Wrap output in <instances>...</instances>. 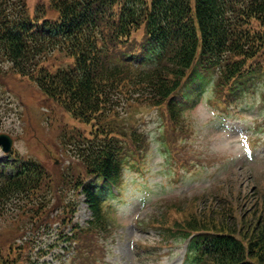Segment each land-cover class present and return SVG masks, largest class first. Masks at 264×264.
<instances>
[{
  "label": "trees",
  "instance_id": "trees-1",
  "mask_svg": "<svg viewBox=\"0 0 264 264\" xmlns=\"http://www.w3.org/2000/svg\"><path fill=\"white\" fill-rule=\"evenodd\" d=\"M27 1L0 0V60L91 127L88 135L78 133L82 144H74L86 178L61 191L74 194L64 199L61 222H69L75 197L83 193L91 220L77 228L81 245L71 264H97L106 253L101 244L114 229L103 197L119 187L124 166L145 140L134 131L122 134L109 118L130 98L165 107L176 128L182 114L174 96L191 92L205 71L217 69V87L231 93L256 76L264 80V0H46L32 14ZM139 32L151 47L143 45L145 66L136 68L133 61L142 57L131 56L130 47ZM55 52L69 59L66 66L45 65ZM52 184L38 162L1 161L0 214L17 211L39 227L53 200ZM223 212L233 218L231 225L219 214L212 220H175L169 227L160 214L150 226L187 241L185 264H264V198L242 217Z\"/></svg>",
  "mask_w": 264,
  "mask_h": 264
},
{
  "label": "rangeland",
  "instance_id": "rangeland-1",
  "mask_svg": "<svg viewBox=\"0 0 264 264\" xmlns=\"http://www.w3.org/2000/svg\"><path fill=\"white\" fill-rule=\"evenodd\" d=\"M39 4L47 2L28 0L29 13ZM140 37L139 32L135 39ZM46 59L45 65L51 67L69 62L57 52ZM0 61V134L13 140L10 155L36 161L50 173L53 200L40 223L55 230L64 216L65 197L74 196L61 191L86 178L74 144H82L78 133L88 135L91 127L71 118L34 83ZM263 81L256 77L253 85L260 87ZM260 90L247 88L242 97L221 101L213 83L206 84L176 128L167 120L165 107L126 98L116 109L109 118L112 126L125 135L134 131L145 140L140 149L136 147L140 154L124 166L119 195L105 201L114 222L112 237L101 244L106 264H180L186 243L163 236L164 228L150 226L151 220L158 221L164 214L162 221L172 227L175 220H212L221 214L218 218L225 221V216L231 225L233 218L224 209L242 217L264 198V90ZM120 139L130 145L127 136ZM7 158L0 150V160ZM165 205L173 207L160 213ZM77 210L78 220L83 221L88 215L86 206L81 203ZM33 220L17 211L0 214V264H16L19 256L25 258L30 252L29 245L22 250L17 246L22 235L26 239L27 232L37 231ZM43 229L35 232V240L45 246L51 238Z\"/></svg>",
  "mask_w": 264,
  "mask_h": 264
},
{
  "label": "water",
  "instance_id": "water-1",
  "mask_svg": "<svg viewBox=\"0 0 264 264\" xmlns=\"http://www.w3.org/2000/svg\"><path fill=\"white\" fill-rule=\"evenodd\" d=\"M0 145L2 146V150L4 152H8L11 149L12 140L7 135H0Z\"/></svg>",
  "mask_w": 264,
  "mask_h": 264
},
{
  "label": "snow or ice",
  "instance_id": "snow-or-ice-1",
  "mask_svg": "<svg viewBox=\"0 0 264 264\" xmlns=\"http://www.w3.org/2000/svg\"><path fill=\"white\" fill-rule=\"evenodd\" d=\"M243 144H244L245 148L247 149L248 148L247 139L243 140Z\"/></svg>",
  "mask_w": 264,
  "mask_h": 264
}]
</instances>
